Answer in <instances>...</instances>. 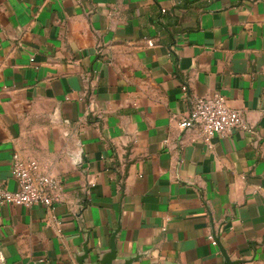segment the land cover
Instances as JSON below:
<instances>
[{
	"label": "crops",
	"instance_id": "0c3cea01",
	"mask_svg": "<svg viewBox=\"0 0 264 264\" xmlns=\"http://www.w3.org/2000/svg\"><path fill=\"white\" fill-rule=\"evenodd\" d=\"M215 94L249 131L178 128ZM13 156L60 191L0 207V264H264V0H0Z\"/></svg>",
	"mask_w": 264,
	"mask_h": 264
},
{
	"label": "built area",
	"instance_id": "2783aa9c",
	"mask_svg": "<svg viewBox=\"0 0 264 264\" xmlns=\"http://www.w3.org/2000/svg\"><path fill=\"white\" fill-rule=\"evenodd\" d=\"M186 113L178 120V128L181 131H197L205 141L215 136H227L235 130L249 131L241 112L229 108L219 94L208 99H190ZM39 167L34 160L26 162L13 156L11 176L17 189L8 191L0 187V207L52 208L58 198L60 182ZM208 239L212 245L217 244L213 235H209Z\"/></svg>",
	"mask_w": 264,
	"mask_h": 264
},
{
	"label": "water",
	"instance_id": "95a60500",
	"mask_svg": "<svg viewBox=\"0 0 264 264\" xmlns=\"http://www.w3.org/2000/svg\"><path fill=\"white\" fill-rule=\"evenodd\" d=\"M106 264H108V263H106Z\"/></svg>",
	"mask_w": 264,
	"mask_h": 264
}]
</instances>
